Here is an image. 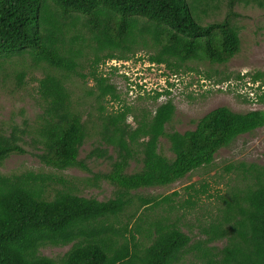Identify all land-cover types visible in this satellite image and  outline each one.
Returning a JSON list of instances; mask_svg holds the SVG:
<instances>
[{"label": "trees", "instance_id": "1", "mask_svg": "<svg viewBox=\"0 0 264 264\" xmlns=\"http://www.w3.org/2000/svg\"><path fill=\"white\" fill-rule=\"evenodd\" d=\"M222 3L225 17L204 24L203 17ZM239 4L264 8V0H0V59L28 58L43 67L42 77L35 79L41 112L25 129L0 128V165L14 154H25L28 137L43 166L91 173L79 156L86 141L96 136L98 145L87 158L110 160L112 168L86 183L99 187L106 181L114 187L113 198L99 201L76 194L69 181L57 189V177L47 173L0 174V264H186L187 255L195 260L189 264H264V166L238 162L226 167L234 186L226 195L218 194L223 207L200 229L196 241L168 214L149 219L162 207L171 214L177 192L163 197L132 194L169 186L211 166L219 150L264 128V111L240 113L222 106L192 130L168 132L176 114L171 99L138 114L130 105L109 112L106 103L119 102L121 96L99 69L107 60L126 59L140 48L153 51L151 64L174 73L190 62L225 65L241 49L235 24ZM88 51L91 60L85 58ZM23 71L17 73L20 79ZM73 79L86 85L91 81L85 98H93L96 120L68 87ZM251 81L264 82V73ZM162 139L169 142L172 158L162 153ZM132 161L141 168L127 174ZM137 236L149 245H141ZM219 242L221 247L215 245ZM67 246L57 259L41 254L46 247Z\"/></svg>", "mask_w": 264, "mask_h": 264}, {"label": "rangeland", "instance_id": "2", "mask_svg": "<svg viewBox=\"0 0 264 264\" xmlns=\"http://www.w3.org/2000/svg\"><path fill=\"white\" fill-rule=\"evenodd\" d=\"M226 12V4L222 3L219 10L210 11L207 17H203L202 22L206 24L221 21ZM235 12L238 13L235 24L239 29L241 49L225 65L190 62L183 71L174 73L165 65L151 64L148 58L153 51L142 48L128 54L126 59L107 60L99 69L111 78L121 96L119 102L106 103L108 111L114 112L122 109L124 105H130L134 113L138 114L143 108L154 109L171 99L176 107V114L167 126V131L180 133L194 129L199 119L218 107H228L240 113L251 110L264 111V82L253 84L251 81L252 76L264 73V8L239 4L235 7ZM85 58L91 60L92 52L88 51ZM0 64V128L6 131L15 126L25 129L41 112L35 79L42 77L43 67L33 65L28 58L23 60L17 56L0 59ZM86 66L85 73L89 71V63H86ZM22 67L24 71L20 79L17 73ZM207 74L210 75V80L205 78ZM238 75L244 79H237ZM225 76H230L229 81L216 83ZM90 86L91 81L86 85L79 79L68 83V87L80 99L84 109L91 113L90 119L96 120L98 110L91 108L94 100L85 98ZM157 94L162 95L155 99ZM140 96L144 99L140 100ZM260 96L263 97L262 101ZM128 122L135 124L132 117ZM30 141L27 137L23 145L25 154H14L0 165V174H18L26 170L43 172L57 177L53 184L57 189L64 188L65 180L72 183L76 188L75 193L82 197L99 201L114 197V187L108 182L103 181L99 187L86 183L87 178L93 174L108 173L112 168L110 160L87 158L98 145L96 136L86 141L79 156L80 160L86 162L91 173L75 168L61 172L43 166L35 156L37 151ZM169 146L167 139L161 140L162 153L172 158ZM110 154L113 155L111 149ZM238 162L264 166V128L242 135L230 147L219 150L211 166L198 169L169 186L140 189L132 194L163 197L177 192V196L172 197L175 209L171 214L167 213L166 207H162L166 212L162 209L155 210L149 214V219L154 220L160 215L168 214L173 219H178L182 231L196 241L201 237L200 229L218 213L219 207H223L221 200H218V194L226 195L234 186V182L226 173V167ZM140 168L141 163L132 161L126 173H135ZM191 186L193 188H190ZM137 240L141 245H149L143 237L137 236ZM215 245L221 247L223 243ZM69 249L70 246L46 247L41 249V254L57 259ZM194 261L192 255L185 258L186 264Z\"/></svg>", "mask_w": 264, "mask_h": 264}]
</instances>
